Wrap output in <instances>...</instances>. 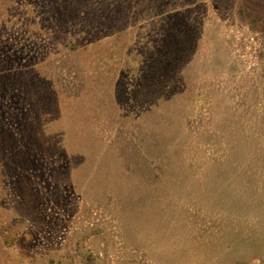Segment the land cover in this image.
Returning a JSON list of instances; mask_svg holds the SVG:
<instances>
[{
	"label": "rangeland",
	"instance_id": "374dc122",
	"mask_svg": "<svg viewBox=\"0 0 264 264\" xmlns=\"http://www.w3.org/2000/svg\"><path fill=\"white\" fill-rule=\"evenodd\" d=\"M0 0V264L264 263V0Z\"/></svg>",
	"mask_w": 264,
	"mask_h": 264
},
{
	"label": "crops",
	"instance_id": "0c3cea01",
	"mask_svg": "<svg viewBox=\"0 0 264 264\" xmlns=\"http://www.w3.org/2000/svg\"><path fill=\"white\" fill-rule=\"evenodd\" d=\"M203 264H226L224 261H205Z\"/></svg>",
	"mask_w": 264,
	"mask_h": 264
},
{
	"label": "built area",
	"instance_id": "2783aa9c",
	"mask_svg": "<svg viewBox=\"0 0 264 264\" xmlns=\"http://www.w3.org/2000/svg\"><path fill=\"white\" fill-rule=\"evenodd\" d=\"M252 264H264V263H262V262L259 261V260H256V261H254Z\"/></svg>",
	"mask_w": 264,
	"mask_h": 264
},
{
	"label": "trees",
	"instance_id": "16d2710c",
	"mask_svg": "<svg viewBox=\"0 0 264 264\" xmlns=\"http://www.w3.org/2000/svg\"><path fill=\"white\" fill-rule=\"evenodd\" d=\"M164 4L167 5L166 0L164 1Z\"/></svg>",
	"mask_w": 264,
	"mask_h": 264
}]
</instances>
